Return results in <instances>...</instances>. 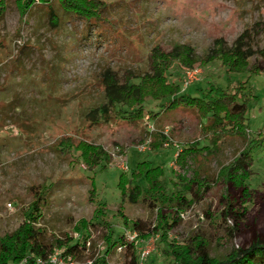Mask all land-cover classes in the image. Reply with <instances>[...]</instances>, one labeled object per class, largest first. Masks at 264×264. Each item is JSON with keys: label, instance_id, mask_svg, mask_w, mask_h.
<instances>
[{"label": "rangeland", "instance_id": "rangeland-1", "mask_svg": "<svg viewBox=\"0 0 264 264\" xmlns=\"http://www.w3.org/2000/svg\"><path fill=\"white\" fill-rule=\"evenodd\" d=\"M103 1L104 12L91 23L64 14L57 4L60 17L55 19L39 2L21 16L15 0H8L0 18V237L20 226L43 191L38 227L48 241L67 235L81 238L76 223L96 222L100 208L116 233L133 241L136 233L125 229L118 213L149 224L157 223L158 213L144 202L123 201L119 182L124 171L131 174L138 162L149 160L162 166L166 176L176 171L206 189L180 213L179 226L170 232L176 242L199 234L214 256L255 241L264 243V145L247 157V140L223 137L216 156L191 154L181 167L177 158L184 147L210 142L196 110L177 109L157 120L127 119L113 104L107 106L108 119L99 110L93 113L107 103L111 78L120 84L127 78L137 82L152 71L153 49L170 52L184 44L205 58L218 44L230 48L245 35L253 49L251 65H257L259 73L231 72L219 60L197 63L182 74L185 80L187 71H198L188 87L182 81L183 89L192 94L211 84L227 89L248 80L254 93L248 102L251 133L263 130L264 0ZM150 106L159 109L151 100ZM148 139L149 147L140 151ZM80 141L102 146L110 156L108 167L90 169L77 147ZM157 141L164 144L154 150ZM230 166L234 181L226 175ZM226 198L245 214L222 221ZM207 211L215 218H208ZM90 230V249L74 259L75 264L92 263L105 250V229ZM158 241L159 235H152L140 242V252L149 251L152 257L145 263L168 264ZM108 260L128 264L125 247L112 250Z\"/></svg>", "mask_w": 264, "mask_h": 264}, {"label": "trees", "instance_id": "trees-1", "mask_svg": "<svg viewBox=\"0 0 264 264\" xmlns=\"http://www.w3.org/2000/svg\"><path fill=\"white\" fill-rule=\"evenodd\" d=\"M15 1L21 16L28 14L39 2L48 8L49 14L55 19L60 17L54 9V4H57L64 14L78 16L90 23L100 18L106 8L103 0ZM7 5L8 0H0V18L5 14ZM252 55V46L245 35L238 38L230 48L218 44L212 55L205 58L198 57L190 46L184 44H177L170 52L155 48L151 53L152 71L139 76L137 82L127 78L125 83L120 84L116 79L111 78L106 84L107 103L95 108L93 113L99 110L100 116L108 119L110 116L107 106L113 104L118 113L127 119L157 120L166 112L181 108L193 109L198 112L202 120L203 131L211 138L208 144L198 142L184 147L177 158L181 167L186 165L187 158L191 154L216 156L219 152L218 143L223 137H240L247 140V157H252V150L264 145V129L256 134L251 133L248 102L254 97V93L248 88V80L240 81L227 89L211 84L208 88H196L191 94L183 89L185 80L182 77L185 70L193 68L197 63L205 64L214 60H219L221 65L231 72L259 73V67L251 65ZM173 66L177 69L175 73L171 71ZM150 100L157 103L158 110L150 106ZM163 144V141H157L152 143V147L158 150ZM77 147L81 151L83 162L90 169L99 165L103 168L108 167L110 156L102 146L80 141ZM232 169L233 167L230 166L226 175ZM229 177L234 181L230 174ZM247 188L245 185L244 191ZM119 189L123 201L144 202L158 213L156 224H149L142 219H130L122 211L118 213L123 219L125 229L136 233L133 241H127L123 233H116L114 225L106 218L103 208L98 209L96 222L82 219L76 223L75 229L82 233L81 238L67 235L66 238L56 237L52 242L48 241L43 230L38 227L45 204L44 192L39 191L28 217L15 231L0 237V264H40L39 258L45 261L44 264H51L47 259L56 250H59L62 257L72 256L73 259H77L90 249L88 243L92 236L91 227L99 226L105 229L106 247L103 254L89 264H110L108 255L118 247H125L128 264H147L144 260L147 258L148 261V258H152L151 254L142 258L139 244L152 235H159L158 246L161 255L169 260L168 264H264V243L258 241L228 254L214 256L210 243L199 234L191 235L183 242L172 239L170 232L179 226L180 213L188 209L193 202L201 199L206 191L197 179L186 180L176 171L173 177H168L162 166H155L153 162L145 160L138 162L131 174L127 171L121 174ZM94 191L95 189H92V192ZM223 205L224 208L220 213L222 221L232 214L236 218H239V214H245L236 209L229 198L225 199ZM206 215L208 218H215L209 211Z\"/></svg>", "mask_w": 264, "mask_h": 264}, {"label": "built area", "instance_id": "built-area-1", "mask_svg": "<svg viewBox=\"0 0 264 264\" xmlns=\"http://www.w3.org/2000/svg\"><path fill=\"white\" fill-rule=\"evenodd\" d=\"M197 73H198V71H196V70H189L186 72V74H185L186 79H185V83H184L186 87L189 86L191 83H193L194 78H195ZM152 130H153V127H152ZM150 142H151L150 139H148L145 143L140 145L139 150L145 151L149 147ZM149 253H150L149 251H146V252L144 251L142 253V258H144ZM47 260H48L47 262L51 263V264H75L72 256L62 257V256H60V252L57 250L53 254H51ZM38 262L40 264L45 263V261L42 258H39Z\"/></svg>", "mask_w": 264, "mask_h": 264}]
</instances>
